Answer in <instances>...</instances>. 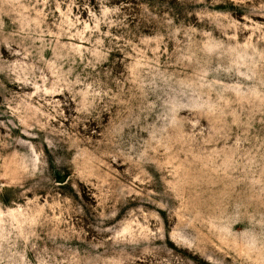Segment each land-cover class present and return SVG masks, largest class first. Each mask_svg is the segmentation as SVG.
<instances>
[{
	"label": "rangeland",
	"instance_id": "obj_1",
	"mask_svg": "<svg viewBox=\"0 0 264 264\" xmlns=\"http://www.w3.org/2000/svg\"><path fill=\"white\" fill-rule=\"evenodd\" d=\"M0 264H264V0H0Z\"/></svg>",
	"mask_w": 264,
	"mask_h": 264
},
{
	"label": "water",
	"instance_id": "obj_2",
	"mask_svg": "<svg viewBox=\"0 0 264 264\" xmlns=\"http://www.w3.org/2000/svg\"><path fill=\"white\" fill-rule=\"evenodd\" d=\"M59 181H61V182L64 181V177H61Z\"/></svg>",
	"mask_w": 264,
	"mask_h": 264
}]
</instances>
